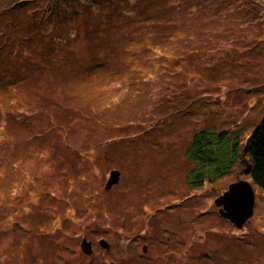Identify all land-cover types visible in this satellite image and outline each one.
Segmentation results:
<instances>
[{"label":"rangeland","instance_id":"1","mask_svg":"<svg viewBox=\"0 0 264 264\" xmlns=\"http://www.w3.org/2000/svg\"><path fill=\"white\" fill-rule=\"evenodd\" d=\"M15 2L0 0V84L22 78L0 110V264L118 262L133 224L168 245L163 264H264L247 147L264 118V0ZM203 130L238 139L237 161L193 186ZM239 180L255 204L236 226L215 201Z\"/></svg>","mask_w":264,"mask_h":264},{"label":"trees","instance_id":"2","mask_svg":"<svg viewBox=\"0 0 264 264\" xmlns=\"http://www.w3.org/2000/svg\"><path fill=\"white\" fill-rule=\"evenodd\" d=\"M27 1L28 0H16L14 5L22 4V2H24L25 4ZM5 36L6 35L0 37V45L2 43V39H5ZM21 79L22 78L20 79L16 78L15 82L13 83H9L6 82L4 79H1L2 83L0 84V93L4 91L3 98L0 96V101H1L0 110L2 111V113L6 114V111H8L7 109L8 105L11 106L12 104L15 103L13 99H9L11 100L12 103H8V98L7 95L5 94V90L7 88L11 89L12 86H16ZM22 81L25 82L24 79ZM15 92L16 90L13 91V93ZM30 94H31L30 100L31 99H34L35 101L39 100L38 97L40 98V95L38 93L33 94L30 92ZM1 104L3 106L2 108H1ZM32 105L33 104H31V106ZM1 118L2 117H0V120ZM227 136L228 133L226 132L203 130L194 137L193 144L190 147L188 154L194 156L200 155L202 160L201 165L203 169L199 168L190 175L191 179L196 180L193 185H198V184L202 185L205 182V180L209 182L210 181L213 182L215 179L214 177H211L212 175L215 174L220 175L222 173H225L234 164H236L237 161L236 151L239 148L238 146L239 144H237L239 140L238 139L236 141L231 140L230 144L233 145L230 146L229 143H227V139H228ZM247 147L249 151V158H250L249 160L251 163L250 166L251 180L256 187H258L261 191L264 192V118L262 119L260 125L251 135ZM204 150H206L207 152ZM202 153H204V155H202ZM206 153L210 155H206ZM203 165H205L207 168H204Z\"/></svg>","mask_w":264,"mask_h":264},{"label":"flooded vegetation","instance_id":"3","mask_svg":"<svg viewBox=\"0 0 264 264\" xmlns=\"http://www.w3.org/2000/svg\"><path fill=\"white\" fill-rule=\"evenodd\" d=\"M193 186H199V184L193 185ZM226 191H228V190L227 189L224 190L223 194H225ZM220 198H221V195L216 198L215 203L217 204V206L220 205L219 203L224 204V202ZM147 199H150V198H147ZM218 199L220 200L219 202H217ZM220 210H222L225 213V211H224L225 210V204H224V206H221ZM250 218H248L244 222V224L245 223L247 224V222L250 220ZM227 221L232 222L233 225H236L235 222L231 221L230 216L227 217ZM120 232H122V231H120ZM131 232L132 233L127 234L125 236L127 239H122V240L119 239V241L124 244V247L117 253L119 255V259L117 260L118 262H116L114 259H112L113 262H111V264H123L124 261L130 260L128 258H130L132 253L127 249V246L128 247L131 246L134 250V253H133L134 258H136V260L133 261L134 264H163V262L165 260H167V258L169 257V253H168L169 248H168V245L163 243L164 240L162 238H160L159 236H154V237L151 236L153 234L152 231H151V235H150V232L148 231L147 228H145L142 231V229L137 228V226H135V224L132 225V231ZM148 236L150 239H148ZM83 239L85 240L86 237H83ZM90 242L92 245V241H90ZM99 243L101 244L102 247H103V245L106 246V248H104V250H106L110 253L112 252V244L109 241V238H105L102 240L100 239ZM181 244H184V241L181 242V240L179 239L176 246L181 245ZM91 247H93V245ZM91 247H90V252L89 253L85 252L86 254L84 256L90 257V256L94 255L93 250H91ZM181 248H182V246H180L179 248H176L175 250H180ZM105 261L106 260H104V262ZM187 264H189V263H187Z\"/></svg>","mask_w":264,"mask_h":264},{"label":"water","instance_id":"4","mask_svg":"<svg viewBox=\"0 0 264 264\" xmlns=\"http://www.w3.org/2000/svg\"><path fill=\"white\" fill-rule=\"evenodd\" d=\"M118 178V171H112ZM110 182V181H109ZM221 200L224 202L228 215L239 225L250 218L254 212L255 190L251 182L247 180H239L232 183L229 190L225 192ZM86 240L82 242L84 252H90V246L86 244Z\"/></svg>","mask_w":264,"mask_h":264},{"label":"bare ground","instance_id":"5","mask_svg":"<svg viewBox=\"0 0 264 264\" xmlns=\"http://www.w3.org/2000/svg\"><path fill=\"white\" fill-rule=\"evenodd\" d=\"M82 246V245H81ZM82 248V247H81Z\"/></svg>","mask_w":264,"mask_h":264}]
</instances>
